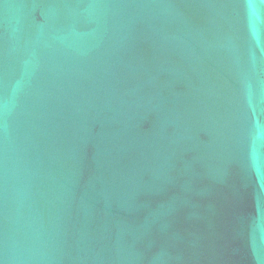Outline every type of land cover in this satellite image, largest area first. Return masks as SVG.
<instances>
[{
  "label": "water",
  "instance_id": "obj_1",
  "mask_svg": "<svg viewBox=\"0 0 264 264\" xmlns=\"http://www.w3.org/2000/svg\"><path fill=\"white\" fill-rule=\"evenodd\" d=\"M0 264H264V0H0Z\"/></svg>",
  "mask_w": 264,
  "mask_h": 264
}]
</instances>
